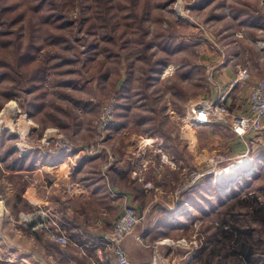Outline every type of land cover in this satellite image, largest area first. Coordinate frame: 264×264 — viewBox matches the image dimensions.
<instances>
[{
    "label": "rangeland",
    "instance_id": "1",
    "mask_svg": "<svg viewBox=\"0 0 264 264\" xmlns=\"http://www.w3.org/2000/svg\"><path fill=\"white\" fill-rule=\"evenodd\" d=\"M1 2L8 12L0 14V264H27L15 258L18 245L39 259L58 257L68 244L29 226L44 213L59 224L52 209L74 221L115 222L125 197L139 191L144 215L155 208L195 218L178 236L206 249L201 264H248L220 242L232 221L255 248L252 262L264 264V216L245 205L253 196L264 205V131L238 138L195 127L187 113L191 102L217 96L227 66L236 77L248 68L253 81L264 78V0ZM231 85L223 92L232 110L244 111L239 98L248 89ZM248 159V173L215 177ZM72 183L106 187L116 212L71 195ZM203 213L213 216L200 220Z\"/></svg>",
    "mask_w": 264,
    "mask_h": 264
},
{
    "label": "crops",
    "instance_id": "2",
    "mask_svg": "<svg viewBox=\"0 0 264 264\" xmlns=\"http://www.w3.org/2000/svg\"><path fill=\"white\" fill-rule=\"evenodd\" d=\"M260 25H262L261 28H264L263 24H258V26ZM262 57H264V53ZM222 73L223 74L221 76H217V83L219 84L220 91L223 92L229 90V83H231V81L236 77L237 73L233 70L232 66L225 67L222 70ZM47 158L49 162H51V157ZM63 158L65 157L60 155L56 157L57 160H64ZM61 162L62 161H60V163ZM51 166H53L54 169H57L58 167V165L55 164ZM114 181L115 180H113V184H115ZM69 187L70 190H72L71 195L84 196L86 194L88 199L93 198L103 201L105 205L103 210L104 212L109 214L114 211L116 212L117 204H115V200H113L112 197L109 196V199V193L107 192L106 187L104 189V186L97 183H86L82 186L72 183ZM75 189L80 190L79 192H74ZM104 190H106V193ZM143 193L145 192L139 191L137 194L138 196H142ZM137 194L135 195L130 193L127 195V198L135 201L137 209L143 212V207L137 201ZM52 210L61 221L64 231H66L69 237L72 238L71 242L66 246H60L62 249H59L58 257H56V254L53 252H50L44 253L42 259H39V255L34 253L32 250H25L18 245L16 250L13 251L15 258H17L18 261H22L27 264H37V262H42V260L47 264H118L113 252L101 244L104 237L111 231L110 229H112L111 226L113 227L112 224H114V222L105 220V217L101 218V221H97L96 223L94 219L74 221L75 219L72 220L70 217L64 215L63 212L56 211L54 209ZM84 211L86 213L89 212L88 209ZM117 211L118 213L119 211L121 213L122 207L120 208L119 206ZM210 216L213 215L203 213L199 215L198 218L202 220V218ZM194 220L195 218H191L186 215L181 218L174 219L169 217L166 213H160L155 208L151 209L150 212L148 210L143 222L134 228V234L126 236L123 240L122 245L127 251L129 260L133 264H153L154 262L158 263L159 259L163 258V261L159 264H194L198 260V264H201L200 254L202 251L205 252L206 249L203 248V250H201L202 247L200 248L197 243L194 242V244H191V242L189 243V241H187L184 237L178 236L179 232L190 229L191 225L194 224L196 226ZM34 223L35 222L29 223V226H33ZM176 236L177 238L169 244L165 245L159 243L162 238L167 239ZM138 237L140 238L138 239ZM74 252H76L81 259L77 257L72 258L73 256L69 253L74 254Z\"/></svg>",
    "mask_w": 264,
    "mask_h": 264
},
{
    "label": "built area",
    "instance_id": "3",
    "mask_svg": "<svg viewBox=\"0 0 264 264\" xmlns=\"http://www.w3.org/2000/svg\"><path fill=\"white\" fill-rule=\"evenodd\" d=\"M261 46L262 51H264V42L261 43ZM231 83V91L237 86H239L240 91L244 88L245 90L248 89L246 96L239 98L244 111L232 110L233 97L230 96V92H222L219 88L217 96L214 98L199 102L194 101L189 104L187 110L189 119L195 127L215 125L220 129L231 131L238 138L260 137L264 131V78L253 81L251 72L245 68L240 69L239 75ZM240 95L241 93L237 94V96ZM131 202V199L125 197L122 212L114 222L111 234L105 236L104 240L101 241L105 248L113 252L118 264H133L129 260L122 241L126 236L133 234L134 228L145 219V215ZM41 217L42 222L32 226L33 230H45L50 235V239L57 243L69 244L71 242L61 224L50 219L45 213ZM33 219V216H29L27 221L31 222ZM160 243L163 244L164 242ZM37 264L43 263L37 262ZM153 264L158 263L154 262Z\"/></svg>",
    "mask_w": 264,
    "mask_h": 264
},
{
    "label": "trees",
    "instance_id": "4",
    "mask_svg": "<svg viewBox=\"0 0 264 264\" xmlns=\"http://www.w3.org/2000/svg\"><path fill=\"white\" fill-rule=\"evenodd\" d=\"M1 1L2 0H0V14L1 17H3L6 16L8 10L7 8H4V6H2L3 4ZM58 7H60V5H58ZM30 56H31L30 51L25 53L24 56H21V54H19L16 68L18 69L20 65H23V63L26 60H28ZM258 204H259V198L256 196L249 197V202L247 204L245 203V205L247 206H254L253 213L257 215V217L264 216V205L258 206ZM260 222L264 226V217H261ZM223 223H229V221H223ZM235 224L236 223L232 221L230 223L229 229L221 228L219 231L220 242L225 247L223 248V250L224 249L227 250V256L229 255L230 252L231 255L244 259L246 262H248V264H258L257 261L255 263L252 262L251 257L254 254L255 248L254 246L252 247L249 244V241L247 239L248 234L241 231L240 228ZM249 235L252 236V233H249Z\"/></svg>",
    "mask_w": 264,
    "mask_h": 264
},
{
    "label": "bare ground",
    "instance_id": "5",
    "mask_svg": "<svg viewBox=\"0 0 264 264\" xmlns=\"http://www.w3.org/2000/svg\"><path fill=\"white\" fill-rule=\"evenodd\" d=\"M251 160L250 159L242 160L238 162L237 166L232 167V169L225 170L223 172H218L215 177H217L218 180L220 179L222 180L223 178L226 180H231L234 178V175L239 174L240 176L241 173H248V171L251 169V167H249L250 166L249 162Z\"/></svg>",
    "mask_w": 264,
    "mask_h": 264
}]
</instances>
